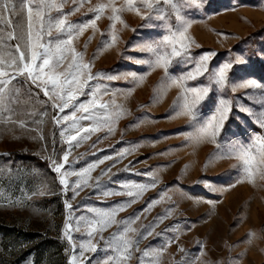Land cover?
I'll return each mask as SVG.
<instances>
[{
  "label": "rangeland",
  "instance_id": "1",
  "mask_svg": "<svg viewBox=\"0 0 264 264\" xmlns=\"http://www.w3.org/2000/svg\"><path fill=\"white\" fill-rule=\"evenodd\" d=\"M108 2L82 0L79 11L68 19L73 23L87 22L95 15L89 8ZM123 3L124 0H116L117 7ZM74 7L73 0H66L63 11L70 12ZM110 15L111 9L106 8L96 20L95 30L88 27L73 45L84 54L85 63L91 62L92 74L121 77L117 80L97 78L89 83L98 86L101 93L107 88L101 102L109 103L110 109L122 106L126 114L117 121L113 134L109 135L107 128L93 133L90 139L73 149L69 159L83 154L74 165L79 170L105 156L113 157L91 172L89 183H95L102 170L111 168L108 175L101 177V188L124 194L104 197L100 189L86 187L73 201L74 208L81 209L75 215L82 214L84 205L108 210L132 199L126 194L127 189L121 187L123 184L155 183V187H149L115 217L122 221L139 214V220L132 225L139 232L167 209L172 210L171 215L155 227L152 236L140 240L141 251L149 246L154 249L166 246L159 264H173V259L179 260L182 256L188 264H264V177L257 175L254 183L237 182L238 169L233 166L238 161L218 155L233 143H249L254 134L264 133V129L251 117L235 113L218 137L219 150L208 139L199 143L186 139L184 134L194 133L195 129L189 126V117L178 115L179 107H174L181 89L163 81V69L153 70L148 64L134 62L150 58V54L140 52L137 46L160 41L167 34L166 28L160 21H152L159 26H144L147 22L140 16L125 11L121 15L127 27L115 22L118 39L109 47L113 23L108 18ZM186 15L193 21L188 35L194 41L191 45L194 58L209 51L217 53L209 62L212 68L241 56L247 63L235 65L230 79L237 83L255 79L264 84V54L258 51L264 48V0H205L203 8L186 9ZM172 22L175 23L174 18ZM69 61L70 57L64 67ZM194 68V63L178 64L174 60L169 72L178 77ZM130 72L144 79L133 80L127 76ZM18 79L19 82L14 83L21 90V103L16 106L13 119L24 120L27 128L0 122V264H68L70 253L66 249L70 246L61 238L66 218L65 197L59 194L56 174L50 171L45 159L52 152L54 132L56 151L60 152L66 145L61 144L59 129L52 123L54 113L50 104L43 103L47 98L42 92L35 96L39 92L35 88L30 97L28 85L23 78ZM207 83L204 76L188 81L189 86ZM222 95L234 105L239 102L255 113L264 111V89L238 88L235 92L228 89ZM80 99L87 98L81 96ZM213 111L211 102L201 105L203 117ZM44 112L46 116L42 115ZM102 116L103 110H100L96 119ZM81 123L89 126L92 121ZM38 132H42L43 140L34 139ZM45 145L47 151H44ZM128 148L134 150L118 155ZM42 180L56 194L26 199V194L35 190ZM20 200L22 204L15 203ZM150 201L157 203L150 211H143ZM117 227L113 224L103 235L109 237ZM167 228L172 230L165 232ZM156 233L163 235L156 236ZM249 233L254 235L249 238ZM129 235L135 236L134 233ZM73 236L77 242L84 238L81 233H73ZM168 240L174 242L166 245ZM178 245L186 250L187 256L178 252ZM100 246L103 247L102 242ZM140 255V252L134 253L127 264H138ZM145 264H152V258H145Z\"/></svg>",
  "mask_w": 264,
  "mask_h": 264
},
{
  "label": "snow or ice",
  "instance_id": "2",
  "mask_svg": "<svg viewBox=\"0 0 264 264\" xmlns=\"http://www.w3.org/2000/svg\"><path fill=\"white\" fill-rule=\"evenodd\" d=\"M65 2L66 0H0V122L15 123L21 128H27L24 120L13 119V116L16 115V106L21 103V90L14 83V81L19 82L18 78H23L24 83L28 85L30 97L33 88L38 89L39 92H36L35 96L38 97L42 92L47 98L43 103L50 104L53 110L52 123L59 129L60 142L66 147L60 152L56 151V134L54 132L53 149L45 159L48 161L50 171L56 174L59 194L65 197L66 218L61 238L66 240L70 246L69 249H66L70 253L68 264H127L136 252L141 253L137 257L138 264H145L147 257L152 258V264H159V258L166 251V246L158 249L149 246L141 251L139 243L141 239L152 236L155 227L167 219L172 210L167 209L164 215L158 216L152 224L144 226L143 230L139 232L132 226L139 220V214H134L133 217L122 221L115 219L120 211L135 203L144 191L149 187H155V183L123 184L121 187L127 189L126 194L132 199L108 210L84 205L82 214L75 215L81 209L74 208L73 201L86 187L100 189V193L104 197L124 194L101 188L100 179L108 175L111 168L102 170L100 176L95 178V183H89L92 180L91 172L99 164H103L105 160L113 159V157L105 156L79 170L74 165L82 158L83 154L81 157H74L71 161L69 157L74 148L79 147L84 141L90 139L93 133L102 128H107L109 135L113 134L117 121L126 114V110L119 105L110 109L109 103L101 102L102 95L107 94L108 89L105 88L101 93L98 86L93 87L89 83L97 78L117 80L121 77L104 73L92 74L91 62H84V54L75 49L73 41L88 27L95 30L96 20L101 17L106 8L111 9V15L108 18L113 22L110 25L112 31L110 42L107 45L109 47L115 45L118 39L115 22L118 21L127 27L121 15L125 11L134 12L140 16L147 22L144 25L147 27L159 26L153 25L152 21L162 22L167 34L160 41L138 45V50L150 54V58L136 59L134 62L148 64L153 70L163 69L165 73L163 81L168 86H176L181 89L177 101L174 102V107H179L177 114L189 117V126L195 129L194 133H185V138L196 143L208 139L216 144L218 150L221 148L218 137L225 130V125L230 118L235 117V113H243L251 117L260 129H264V111L255 113L251 108L239 102L234 105L232 100L224 98L222 94L228 89H231L232 92L238 88L264 89V84L258 83L255 79L239 83L230 79L229 74L235 65L247 63L241 56H237L234 61L212 68H210L209 62L217 53L209 51L201 54L198 58L192 56L191 45L194 44V41L188 33L193 21L187 17L186 9H201L204 7L205 0H124V3L119 7L116 6V0H109L107 4H97L94 8L88 9L89 12L95 14L94 18L87 22L77 23L71 22L68 17L79 11L82 0L79 4L77 0H73L76 7L67 13L63 11ZM142 8L146 11L142 12ZM53 12L56 14L53 15ZM173 18L175 23L172 22ZM102 35L104 34L102 33ZM258 51L264 54V48ZM69 57L70 61L64 67V62ZM177 58L179 59L177 60ZM174 60L178 64L194 63L195 68L178 77L174 76L169 72ZM127 76L137 81L144 79L143 76H138L135 72L127 73ZM201 76L205 77L208 81L207 84L188 85V81L197 80ZM81 96L87 99L81 100ZM206 101L214 105V111L205 118L202 116L201 105ZM111 103L114 104V100ZM100 110H103L102 119H96L100 115ZM42 115L46 116L47 112ZM82 121H92V123L85 126L81 123ZM240 134L243 135V132ZM35 138L43 140L44 136L42 132H38V137ZM92 147H95V143ZM133 150L134 148L123 149L118 155L130 154ZM44 151H47L46 145ZM218 155L220 158H234L238 161V164L233 166L238 169L237 182L254 183L257 175L264 177V133L254 134L247 144L233 143ZM33 171L35 172V170ZM148 175L152 176L153 174L148 173ZM71 177H75V179L71 180ZM54 194L56 193L52 191L48 183L42 180L35 190L26 194V199ZM15 203L22 204L23 201ZM156 203L157 201H150L143 211H150ZM113 224L118 226L117 231L109 237H105L103 233ZM171 230L172 228H167L164 231ZM73 233H81L84 238L77 242ZM130 233H134L135 236H130ZM155 235L161 236L163 233ZM252 235L254 234L249 233V238ZM101 242L103 247L100 246ZM173 242V240H168L166 245H171ZM177 250L187 256L186 250L182 246L178 245ZM97 253L103 255H96ZM173 264H188V261L182 256L179 260L173 259Z\"/></svg>",
  "mask_w": 264,
  "mask_h": 264
}]
</instances>
